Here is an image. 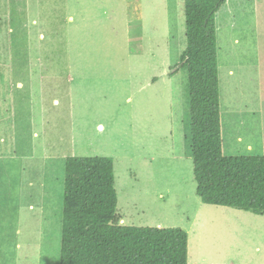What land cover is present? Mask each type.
I'll return each mask as SVG.
<instances>
[{
	"label": "rangeland",
	"instance_id": "rangeland-1",
	"mask_svg": "<svg viewBox=\"0 0 264 264\" xmlns=\"http://www.w3.org/2000/svg\"><path fill=\"white\" fill-rule=\"evenodd\" d=\"M185 1L0 0V264H59L72 156L112 158L118 224L189 230L192 262L264 264V215L196 193ZM216 26L223 154L263 156L264 0H227Z\"/></svg>",
	"mask_w": 264,
	"mask_h": 264
},
{
	"label": "trees",
	"instance_id": "trees-1",
	"mask_svg": "<svg viewBox=\"0 0 264 264\" xmlns=\"http://www.w3.org/2000/svg\"><path fill=\"white\" fill-rule=\"evenodd\" d=\"M225 2L183 5L193 177L203 204L264 215V155L223 154L216 15ZM117 205L112 158L65 159L59 264H188L184 230L120 225Z\"/></svg>",
	"mask_w": 264,
	"mask_h": 264
},
{
	"label": "crops",
	"instance_id": "crops-1",
	"mask_svg": "<svg viewBox=\"0 0 264 264\" xmlns=\"http://www.w3.org/2000/svg\"><path fill=\"white\" fill-rule=\"evenodd\" d=\"M226 3H227V0H226V2H225V4H224V6L226 5ZM223 6V7H224ZM233 71L230 69L229 70V73H232ZM222 117V116H221ZM239 140H240V138H239ZM260 150H261V152L264 154V144L263 145H261V148H260ZM223 152H224V145H223ZM260 153V152H259ZM214 208H217V209H214L215 211H216V213L218 214V215H221V216H226V217H231V214L227 211V208L226 207H214ZM243 212V211H242ZM248 213V212H247ZM260 216H262V215H260ZM119 224L120 225H126V220L125 219H123V218H121L120 220H119ZM180 229H184L183 227L182 228H180ZM184 231L186 232V233H188V264H235L233 261L234 260H232V259H227L228 258V256L226 257V256H222L221 258H218L217 260H215L213 257H212V261L211 262H209V263H207L206 261H205V259H204V256L203 255H198L197 254V257L194 259V261L192 262L191 260H190V233H189V230H187V229H184Z\"/></svg>",
	"mask_w": 264,
	"mask_h": 264
}]
</instances>
